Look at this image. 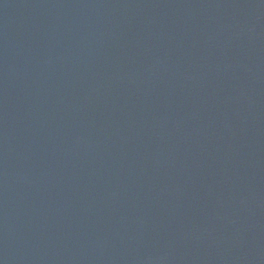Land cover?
Segmentation results:
<instances>
[{"label": "water", "instance_id": "95a60500", "mask_svg": "<svg viewBox=\"0 0 264 264\" xmlns=\"http://www.w3.org/2000/svg\"><path fill=\"white\" fill-rule=\"evenodd\" d=\"M0 264H264V0H0Z\"/></svg>", "mask_w": 264, "mask_h": 264}]
</instances>
